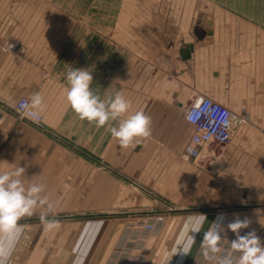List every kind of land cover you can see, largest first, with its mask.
Returning <instances> with one entry per match:
<instances>
[{
  "label": "crops",
  "instance_id": "obj_1",
  "mask_svg": "<svg viewBox=\"0 0 264 264\" xmlns=\"http://www.w3.org/2000/svg\"><path fill=\"white\" fill-rule=\"evenodd\" d=\"M69 68L91 71L101 98L124 95L121 119L143 111L152 135L123 148L81 121ZM34 93L40 126L14 111ZM197 97L248 117L206 170L181 158ZM263 163L264 0H0V173L27 166L25 187L43 183L60 222L45 230L40 208L21 220L9 264H192L209 225L237 217L264 243ZM195 214L207 222L184 254ZM156 215L155 232H141Z\"/></svg>",
  "mask_w": 264,
  "mask_h": 264
},
{
  "label": "clouds",
  "instance_id": "obj_2",
  "mask_svg": "<svg viewBox=\"0 0 264 264\" xmlns=\"http://www.w3.org/2000/svg\"><path fill=\"white\" fill-rule=\"evenodd\" d=\"M68 106L81 121L95 124L97 128L106 127L111 137L123 148L133 145L140 138L152 135L151 117L143 111H136L127 118L131 102L121 93L101 98L92 90L93 76L87 69L69 68L66 72ZM25 113L38 120L43 111V98L39 93L30 96L28 102L20 105ZM116 121L115 125L110 122ZM27 166L16 167L11 172L0 173V264H9L18 244L25 239L24 226L20 223L24 218L36 215V209L43 211L39 220L45 230L52 231L60 226L59 220L50 218L53 204L44 195L45 185L32 182L25 187L22 178L25 177ZM207 217L195 214L186 220L188 234L181 248L184 254H189L196 243L195 234L201 232ZM247 218H235L227 224L235 239L224 247L226 238L225 226L221 222H213L204 231L200 243L202 256L212 264H264V243L255 230L242 234L243 229L250 227Z\"/></svg>",
  "mask_w": 264,
  "mask_h": 264
},
{
  "label": "built area",
  "instance_id": "obj_3",
  "mask_svg": "<svg viewBox=\"0 0 264 264\" xmlns=\"http://www.w3.org/2000/svg\"><path fill=\"white\" fill-rule=\"evenodd\" d=\"M28 101L29 99L26 97L19 98L14 105L15 114L21 120L40 126L42 123L41 115L38 120H34L20 107L22 103ZM184 119L192 125L193 132L181 153V158L204 170L208 169L214 161V145H227L233 136L235 127L248 122L247 115L236 114L208 97L193 99L185 110ZM260 172L264 175V163L260 167ZM163 219L164 217L161 215H156L151 219L140 218L139 228L145 234H152L156 230V223ZM234 219H227L223 222L226 235L223 241L225 248L229 246V241L235 239L234 234L226 227ZM248 231L250 228L243 229L242 234ZM192 264H212V262L206 260L199 250Z\"/></svg>",
  "mask_w": 264,
  "mask_h": 264
},
{
  "label": "rangeland",
  "instance_id": "obj_4",
  "mask_svg": "<svg viewBox=\"0 0 264 264\" xmlns=\"http://www.w3.org/2000/svg\"><path fill=\"white\" fill-rule=\"evenodd\" d=\"M205 212H208V211H205ZM162 242L164 243L163 245H164V248H165L168 245V241L167 240H165V241L162 240ZM162 242H161V244H162ZM179 247H180L179 244H178V246L177 245H173L172 246V248H174V249L179 248Z\"/></svg>",
  "mask_w": 264,
  "mask_h": 264
},
{
  "label": "water",
  "instance_id": "obj_5",
  "mask_svg": "<svg viewBox=\"0 0 264 264\" xmlns=\"http://www.w3.org/2000/svg\"><path fill=\"white\" fill-rule=\"evenodd\" d=\"M189 49H190V47H185V50H183L184 52H183V58H186V57H188V55H189ZM185 56V57H184Z\"/></svg>",
  "mask_w": 264,
  "mask_h": 264
}]
</instances>
